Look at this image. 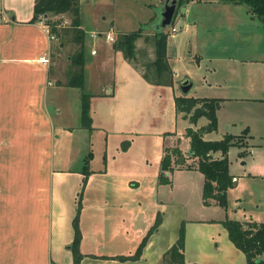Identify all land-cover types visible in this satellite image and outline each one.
I'll return each instance as SVG.
<instances>
[{
    "label": "crops",
    "instance_id": "crops-1",
    "mask_svg": "<svg viewBox=\"0 0 264 264\" xmlns=\"http://www.w3.org/2000/svg\"><path fill=\"white\" fill-rule=\"evenodd\" d=\"M207 1L241 6L246 14L262 22L246 3L244 7L242 3L222 0H190L181 6L184 11L179 13L186 21L182 29L198 24L195 8ZM161 2L163 0H159V4ZM33 5L34 0H0V264H73L72 221L79 200L81 264H167L162 262L163 254L175 242L182 221L184 264H247L243 251L229 239L221 222L224 218L182 216V202L173 198L167 200L166 194L172 192L177 171L186 169L199 175L196 196L200 192L202 204H215L214 201L203 203L204 176L196 164L190 163L191 159L196 162V158L188 155L186 132L180 134L165 129L155 133V129L151 131L143 125L141 108L144 103L150 106L159 103L157 88L169 91L171 110L183 116L175 109L174 96L182 94L176 91V86L179 88V81L184 77L192 80L190 89L195 84L190 75L174 78L166 48L171 74L165 82L169 83H157L154 78L144 87L150 95L142 96L144 88L136 85L129 73L136 66L142 75L145 64L141 59H154L153 41L146 37L155 35V30L143 28V34L135 40V53L131 57L123 53L117 42L106 41L111 48L101 53L98 49L91 53V48L89 56L83 49V86L62 84L51 77L48 68L53 40L62 33L48 32L45 19L32 20ZM65 13L54 14V17ZM173 26L168 28L176 32ZM262 26L264 28L263 22ZM79 27L83 29L81 20ZM114 30L121 33L118 28ZM140 47L145 49L137 50ZM41 56L48 61L42 62ZM70 59L72 62V56ZM151 71L155 69L152 67ZM67 86L83 88V93L88 95L90 126L83 125L82 120L79 123L81 131H86L85 139L90 148L83 157L82 167L55 166L58 129L66 130L68 126L55 124L49 104L55 100L54 107L60 110L63 89ZM190 89L187 95L209 97L189 94ZM184 118L190 124L186 127L195 129L207 122L198 124L200 117L196 123ZM211 132H204L203 137ZM225 133L221 132V137ZM152 140L155 141L153 152L147 155V141ZM166 147H179L185 163L175 162L177 156L173 154L172 169L165 171L170 181L163 183L158 174ZM214 155L221 156V152L215 151ZM99 157L102 163L97 164ZM230 173L236 183V174ZM84 177L86 182L82 187ZM143 192L152 207L149 215L143 211ZM111 205V209L116 207L120 212L110 211ZM158 212L161 222L149 236L140 256L118 258L134 253Z\"/></svg>",
    "mask_w": 264,
    "mask_h": 264
},
{
    "label": "rangeland",
    "instance_id": "rangeland-1",
    "mask_svg": "<svg viewBox=\"0 0 264 264\" xmlns=\"http://www.w3.org/2000/svg\"><path fill=\"white\" fill-rule=\"evenodd\" d=\"M242 4L245 7V3ZM160 5L159 0H79L80 20L85 33V55L89 56L91 48L98 49L99 53L111 48L104 35L93 36L92 32L106 31L110 27L118 28L121 32L146 28L149 17ZM198 6L194 13L198 24L186 29L181 27L186 21L179 14V8L173 22L177 31L167 29L166 48L175 71L174 78L179 79L186 74L195 81L189 94L223 98L216 109L217 128L205 137L219 138L223 131L236 135L239 145L231 146L227 155L230 171L236 174L237 181L227 189L225 206L217 203L203 205L200 192L196 196L199 175L186 169L177 171L172 192L166 194L167 200L173 198L174 201L182 202V216L264 221V146L260 145L264 143V28L258 18L250 17L241 6L208 1ZM47 17L58 21L62 33L52 43L49 73L66 84L72 75L79 72V65L73 64L70 59L81 49L78 37L75 38L77 30L71 25L72 14L69 11L62 17H54V13H49ZM187 19H191V16ZM119 36L120 32H117L114 42L118 41ZM146 38H151L154 45V35ZM144 49L140 47L137 50ZM153 60L141 59L145 64L142 75L140 68H131L130 78L141 88L156 78L155 72L151 71L154 68ZM167 77L164 76V80ZM161 88L156 91L159 103L151 106L150 103H144L141 108L143 125L148 130L155 129V133L172 129L182 134L186 125L190 124L181 114L171 110L168 100L170 93ZM84 91L79 87H65L60 110L54 107L55 100L50 101L55 124L68 126L66 130L58 129L60 134L55 141V166L82 167L83 157L90 149L85 139L86 131L82 132V124H79ZM141 91L143 97L150 95L146 88ZM176 91L181 92L177 86ZM206 121L205 116H200L198 124ZM152 145H155L154 140L147 141V155L153 152ZM99 160L97 164L102 163L101 157ZM192 162L196 164L194 159L190 160ZM144 197L143 192V211L149 215L152 207ZM110 211L115 214L120 212L116 207ZM88 214H92V211Z\"/></svg>",
    "mask_w": 264,
    "mask_h": 264
},
{
    "label": "trees",
    "instance_id": "trees-1",
    "mask_svg": "<svg viewBox=\"0 0 264 264\" xmlns=\"http://www.w3.org/2000/svg\"><path fill=\"white\" fill-rule=\"evenodd\" d=\"M190 0H178L177 9L185 2ZM232 3H246L250 11L259 17L264 25V0H222ZM71 12V25L77 30L75 38L80 41L81 49L75 56H72V63L79 65L78 74L72 76L68 81V85L83 86V46H84V30L80 25V6L79 0H34L32 20L44 17L45 23L49 25L50 33H59L60 29L57 20H51L47 16L49 13L60 14ZM177 10L175 12V15ZM174 15V17H175ZM174 18L172 21V25ZM143 28L140 27L133 31L121 32L117 43L121 47L126 56H133L134 41L141 35ZM168 30L156 32L154 35L155 58L153 66L156 74L157 83L165 82L164 76L171 74L166 56V36ZM170 81V79H169ZM221 98L218 97H197L192 95H175V109L183 113L184 117H188L189 121L196 123L200 116H205L207 122L199 128L187 126L185 129L186 135L189 137L190 157L196 158V166L203 173L204 181L202 185V200L204 204L215 203L226 205L227 189L235 185L233 175L229 170V159L227 152L231 146L239 145L236 140V135L225 133L223 137L217 139H206L203 137L204 132H210L217 128L216 109ZM81 120L83 125L89 127L91 118L89 116V101L88 95L82 94L81 102ZM245 131L246 128H245ZM264 145V143H263ZM220 151L221 156H215L214 152ZM175 154L177 158L175 162L179 164L185 163L179 147L165 148L164 155L160 162V171L158 179L160 182L166 183L170 179L165 175L166 170H171L172 156ZM188 165V164H187ZM186 165V166H187ZM85 175L88 174L86 166L84 167ZM86 182V177L83 178V185ZM80 200L77 203L76 213L73 217L74 235L70 244L73 264H81L82 252L80 250L81 229L79 226ZM161 222V216L158 212L154 222L142 236L135 251L131 255H119L120 259H136L140 256L143 247L145 246L149 236L158 227ZM227 230L229 239L233 244L245 254L247 264H264V221H241L238 219L225 217L221 220ZM184 245H185V228L182 221L179 226L178 236L175 242L164 252L162 262L167 264H184ZM259 258V261H257Z\"/></svg>",
    "mask_w": 264,
    "mask_h": 264
},
{
    "label": "water",
    "instance_id": "water-1",
    "mask_svg": "<svg viewBox=\"0 0 264 264\" xmlns=\"http://www.w3.org/2000/svg\"><path fill=\"white\" fill-rule=\"evenodd\" d=\"M178 0H163L162 4L155 12L154 18L148 22L147 27H151L155 32H161L170 27L177 10ZM184 11V7H181ZM143 28V27H142ZM192 85V80L189 77H184L179 81V88L182 95H186ZM259 261V258H257Z\"/></svg>",
    "mask_w": 264,
    "mask_h": 264
},
{
    "label": "built area",
    "instance_id": "built-area-1",
    "mask_svg": "<svg viewBox=\"0 0 264 264\" xmlns=\"http://www.w3.org/2000/svg\"><path fill=\"white\" fill-rule=\"evenodd\" d=\"M42 19H44V17H41ZM40 18V19H41ZM46 28H47V31L49 32V25L46 24L45 25ZM172 30L175 31L176 30V27H172ZM116 34L117 32L114 30V28L110 27L108 30L106 31H99V32H92V35L93 36H98V35H104L105 37V40L108 41V42H114L115 39H116ZM51 37H53V35L51 34L50 35ZM96 52V49L95 48H92L91 49V53H95ZM41 61L42 62H46L48 61V58L47 57H42L41 56ZM233 179L235 180V177H233Z\"/></svg>",
    "mask_w": 264,
    "mask_h": 264
}]
</instances>
